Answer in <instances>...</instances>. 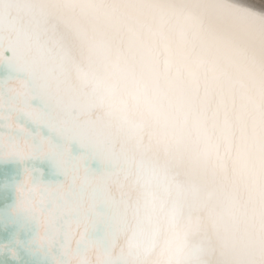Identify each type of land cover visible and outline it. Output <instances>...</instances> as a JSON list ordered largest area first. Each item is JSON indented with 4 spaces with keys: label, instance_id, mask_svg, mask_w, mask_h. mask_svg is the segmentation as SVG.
Segmentation results:
<instances>
[{
    "label": "bare ground",
    "instance_id": "bare-ground-1",
    "mask_svg": "<svg viewBox=\"0 0 264 264\" xmlns=\"http://www.w3.org/2000/svg\"><path fill=\"white\" fill-rule=\"evenodd\" d=\"M34 2L66 22L60 29H71L76 59L100 86L87 118L110 120L117 148L124 143L151 165L145 181L112 186L131 205L122 223L69 224L77 251L69 264H264V91L244 74L248 49L237 50L238 67L225 68L193 48L189 70L165 56L187 40L193 20L186 11L149 0L140 6L147 14L129 18L101 0ZM220 7L264 32V0H222ZM32 171L14 185L13 214L31 210L18 189L25 175L33 185L42 181ZM33 212L42 244L54 223ZM19 231L12 241L23 246ZM11 257L19 259L16 250Z\"/></svg>",
    "mask_w": 264,
    "mask_h": 264
},
{
    "label": "snow or ice",
    "instance_id": "snow-or-ice-1",
    "mask_svg": "<svg viewBox=\"0 0 264 264\" xmlns=\"http://www.w3.org/2000/svg\"><path fill=\"white\" fill-rule=\"evenodd\" d=\"M61 23L34 0H0V156L53 161L62 183L33 185L25 175L18 189L20 203L43 220L119 225L131 205L112 186L145 181L151 165L124 143L117 148L110 120L87 118L100 86Z\"/></svg>",
    "mask_w": 264,
    "mask_h": 264
},
{
    "label": "clouds",
    "instance_id": "clouds-1",
    "mask_svg": "<svg viewBox=\"0 0 264 264\" xmlns=\"http://www.w3.org/2000/svg\"><path fill=\"white\" fill-rule=\"evenodd\" d=\"M149 0H101L111 13L129 18L147 14L149 9L140 7ZM173 9L186 11L193 23L187 28V40L173 44L165 52L166 59H174L189 70L193 63L189 52L194 48L211 61L225 68H235L241 63L237 50L247 48L249 56L244 74L251 78L253 87L264 91V32L257 33L249 23L242 25L220 7L222 0H158ZM167 47V46H166ZM259 78V79H257Z\"/></svg>",
    "mask_w": 264,
    "mask_h": 264
},
{
    "label": "water",
    "instance_id": "water-1",
    "mask_svg": "<svg viewBox=\"0 0 264 264\" xmlns=\"http://www.w3.org/2000/svg\"><path fill=\"white\" fill-rule=\"evenodd\" d=\"M5 56H10V53L5 52ZM3 75H5V69L0 67V76ZM19 122L23 123L22 120ZM26 168H32L34 175H40L41 183L49 184L56 180L61 183L63 179L52 160L47 157L4 160L0 156V247L3 246L6 249L0 250V264H69L68 260L72 251L77 252L76 249L72 250L74 248L69 239L71 236L69 224L58 221L52 227L49 222L48 225L52 228L48 227L46 231L54 235L52 239L49 236H47L48 239L42 238V244H39L35 232L38 215L22 207L20 210L17 209L16 213H12L11 207L16 194L14 185L22 180L23 171ZM36 176H34L35 180ZM5 222L9 223L5 225ZM17 228L20 229V240L24 242L23 246L12 241L11 236ZM10 246L13 248L10 249ZM13 249L17 251L19 259L11 257Z\"/></svg>",
    "mask_w": 264,
    "mask_h": 264
}]
</instances>
